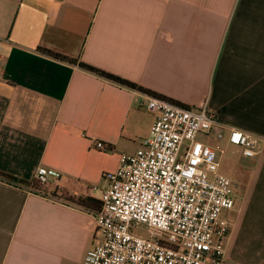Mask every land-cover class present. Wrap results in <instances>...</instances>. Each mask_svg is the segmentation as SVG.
<instances>
[{"label": "crops", "instance_id": "obj_1", "mask_svg": "<svg viewBox=\"0 0 264 264\" xmlns=\"http://www.w3.org/2000/svg\"><path fill=\"white\" fill-rule=\"evenodd\" d=\"M39 48L184 107L205 102L259 138L232 181L223 264H264V0H0V173L16 180L0 178V264H83L99 233L79 201L97 202L154 116L143 93ZM38 167L50 186L29 192Z\"/></svg>", "mask_w": 264, "mask_h": 264}, {"label": "built area", "instance_id": "obj_2", "mask_svg": "<svg viewBox=\"0 0 264 264\" xmlns=\"http://www.w3.org/2000/svg\"><path fill=\"white\" fill-rule=\"evenodd\" d=\"M143 96L154 120L141 146L120 154L106 175L97 206L87 208L99 238L83 264H223L235 194L221 167L233 155L252 158L260 139L226 129L205 102L183 107ZM49 176L38 167L36 189L27 191L49 187Z\"/></svg>", "mask_w": 264, "mask_h": 264}, {"label": "trees", "instance_id": "obj_3", "mask_svg": "<svg viewBox=\"0 0 264 264\" xmlns=\"http://www.w3.org/2000/svg\"><path fill=\"white\" fill-rule=\"evenodd\" d=\"M39 51L41 53L47 55V56L52 57V58H55V59H58V60H61V61H64V62H67V63H70V64H77L79 68H81V69H83V70H85V71H87L89 73H92V74H94V75H96L98 77L104 78V79H106V80H108L110 82H113L115 84H118V85H121V86H125V87H127L129 89L137 90V91H139L140 93H143V94L152 95V96L167 100L164 96H161V95H159V94H157V93H155V92H153V91H151L149 89H146V88H143L141 86H138L135 83H132L130 81H127V80L122 79L120 77H117L115 75L109 74V73H107V72H105L103 70L95 68V67H93L91 65H88L86 63L74 60L72 58H68L66 56H63L61 54H58L56 52H53V51H50V50H47V49H44V48H39ZM177 105H178V103H177ZM0 178L6 179L7 181H11V182H16V180L13 177L8 176L6 174L0 173ZM79 204H81L82 206H84L86 208H93V207L97 206V202L96 201H92L90 199L80 200Z\"/></svg>", "mask_w": 264, "mask_h": 264}, {"label": "rangeland", "instance_id": "obj_4", "mask_svg": "<svg viewBox=\"0 0 264 264\" xmlns=\"http://www.w3.org/2000/svg\"><path fill=\"white\" fill-rule=\"evenodd\" d=\"M239 158H240L239 155H233V156L227 157L221 167L222 173L229 176V178L232 181L235 179L243 180L247 174V171H246L247 166L241 163ZM236 159H238L239 161Z\"/></svg>", "mask_w": 264, "mask_h": 264}]
</instances>
